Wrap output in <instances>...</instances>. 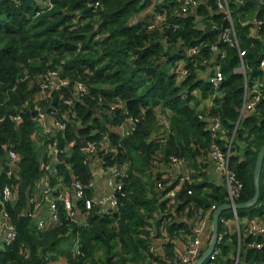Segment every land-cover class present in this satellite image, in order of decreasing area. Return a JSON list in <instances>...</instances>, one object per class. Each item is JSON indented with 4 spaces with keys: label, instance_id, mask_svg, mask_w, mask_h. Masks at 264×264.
I'll list each match as a JSON object with an SVG mask.
<instances>
[{
    "label": "trees",
    "instance_id": "trees-1",
    "mask_svg": "<svg viewBox=\"0 0 264 264\" xmlns=\"http://www.w3.org/2000/svg\"><path fill=\"white\" fill-rule=\"evenodd\" d=\"M202 1L206 6L200 7L199 14L204 25L197 26L191 17L176 18L180 4L175 0L157 6L151 0H53V9L39 15L35 0H0V192L8 185L17 197L13 206L5 207L17 236L0 251V264H46L55 252L63 256L65 264H170L176 258L174 241L179 238V230L188 227L178 225L180 220H190L198 212L206 214L211 207L227 203L224 187L208 181L204 173L207 167L199 161L214 143L225 152L232 140L229 169L242 185L236 203L253 198V169L264 143V98L254 112L240 118L244 79L234 72L239 66L236 47L219 46L225 56L220 63L223 82L217 93L203 77L214 57L209 48L220 42L217 31L206 32L205 28L211 23L220 26L221 18L212 0ZM259 1L258 13L253 4L230 5V10L238 47L246 51L247 80L264 83V69L260 67L264 62V25L257 38L249 34L253 19L264 22V0ZM96 2L100 7L93 12L89 5ZM152 6L166 14L164 28L148 29L153 15L146 14ZM245 22L248 25H243ZM195 46L201 48L199 55L188 58L186 51ZM178 62L188 71L184 79L174 74ZM49 72H58L72 83L81 81L92 95H101L123 108L113 113L112 119H99L97 112L87 110L92 107L96 111L88 98L70 109L59 101L66 96L63 90L42 97L41 86ZM203 103L210 107L202 108ZM156 108L168 120L169 133L163 140ZM71 110L82 124L92 122V129L108 133L113 146L120 144L114 160L113 154L104 159L109 164L129 163L126 177L121 180L125 196L114 215L96 216L92 210L86 213L84 225L67 219L59 203L60 224L38 230L28 216L32 209L28 200L43 175L44 146L49 138L50 144L53 141L49 135L44 139L34 135L36 118L40 113L58 111V119L63 120ZM15 117L20 121H14ZM130 117L140 121L124 139L108 128H116ZM211 117L220 120L223 132L209 131ZM73 129L67 128L66 139H59V148L72 140ZM78 134L90 133L79 130ZM100 138L97 134L90 140ZM8 151L19 156L17 170L10 178L6 174ZM155 159L164 166H171L174 159L181 160L191 170L192 183L184 185L173 204L157 198L160 176L154 173ZM58 171L67 186L75 180L85 186L92 183V160L79 148L74 150L70 168L58 166ZM90 197L92 191L88 190L85 199ZM76 208L85 212L82 202H77ZM237 214L240 238L229 235L219 225L223 236L220 254L204 264H264V248L249 246L258 237L246 234L247 223L264 221V163L256 207ZM162 219L167 220L171 242L163 241L162 251L152 254L150 247L160 237ZM188 237L193 235L184 238ZM76 241L79 254L72 251ZM258 241L264 243V236Z\"/></svg>",
    "mask_w": 264,
    "mask_h": 264
},
{
    "label": "built area",
    "instance_id": "built-area-1",
    "mask_svg": "<svg viewBox=\"0 0 264 264\" xmlns=\"http://www.w3.org/2000/svg\"><path fill=\"white\" fill-rule=\"evenodd\" d=\"M212 1L216 6L217 14L221 18V24L220 26H217L216 24L211 23V25L209 26L213 28V31H217L221 28L222 23L225 20L227 21V23L222 33H220V42L212 45L209 48L214 57L213 64L208 69V72L210 74H208L206 79L211 89L215 93H217L221 87V83L223 82L220 63L225 56V53L219 46L227 45L230 47H236L238 51L239 66L237 69H235L234 72L242 76V78L244 79L243 105L240 111L241 118L245 113L254 112L256 105L260 103L264 98V83L259 79H253L252 81L247 80V69L244 61L246 51L241 50L238 47V41L235 36L234 30V19L232 16V11L230 10V5L240 6L246 4H244L243 0ZM175 2L178 5L180 4L179 13L176 15V18L188 16L193 18L196 23L203 22L199 14V9L200 7L206 6L205 2H203L202 0H175ZM258 2L259 8H256V13L259 12L261 7V3L259 0ZM35 3L38 9L36 15L51 11L53 9V0H35ZM99 7L100 6L98 2L94 3L93 5H89V8L92 9L93 12H95ZM151 15L153 16L152 23L148 27L149 30L152 31L154 30V28H164L166 26L167 17L163 10L152 12ZM243 25H248V23L245 22L243 23ZM263 25L264 22L253 19L252 29L249 32L250 37L254 39L257 38L258 32L261 30ZM171 27H173L174 29L177 28V26L174 25H172ZM200 51V46L192 47L186 51V56L188 58L195 57L199 55ZM260 67L264 69V62H261ZM174 74L178 79H184L185 77H187L188 71L185 69V65L181 63L174 71ZM58 90H63L66 93V96H61L59 100L62 106L70 109L74 108L76 104H81L84 99L88 98L96 111L92 107H86L87 110L93 113L97 112L99 119H102L103 117L112 119V114L115 113L118 109L123 108L119 103L107 102L101 95H92L88 88L81 81L72 83L68 79H62L58 72H49L44 77V82L41 86V96L43 97L48 92L51 93ZM155 110L157 112L156 118L158 121V126L160 127V131L162 132L160 139L163 140L165 135L169 133L168 120L159 113V108H156ZM57 112L58 111H53L50 113V115L40 113L36 118L37 129L34 133V135L39 139L48 138L49 135L51 137V140L53 141V144H50L49 138L48 142L44 146V151L42 153L43 156L41 159V169L43 170V175L39 180L42 197L45 198L49 209L48 223L56 225L60 224L61 214L59 211L60 209L57 207V204L59 203L63 205L64 216L67 219H71L76 224L80 225L84 224L86 213L92 210L95 211L96 216L114 215L118 210V204L120 200H122L125 196V194L123 193L121 180L126 177V173L129 169V163L125 162L123 164H109L104 159V156L113 154L111 160H114L118 154L120 144H116L115 146H113L108 133H99V131L92 129V122L82 124L75 111H67L68 113L66 112L67 114L64 116L63 120L58 119ZM48 120H51V125L48 123ZM14 121L19 122L20 118L15 117ZM139 121L140 119L138 117H130L126 119L124 124L119 125L116 128H108H110L114 132H117L120 138L124 139V137L130 135L131 132L134 131ZM69 126H74L76 128L75 135L82 140L83 148H79L74 135L72 137V140L65 142V145L62 148L58 147V144L60 143L59 139H66L65 132L67 131V128ZM51 127H53L54 131L51 130ZM208 129L211 133L214 134L220 131L223 132L220 120L217 117H211L209 119ZM79 130H88L90 134L81 135V137L78 134ZM97 134L101 135V138L99 140H90L91 137H94ZM234 135L235 131L233 133L232 139ZM75 148H79L82 153H84L88 158H91L92 166L94 167V172L92 170L91 175L93 174L95 176H98L99 183L102 184L103 188L105 189V193L103 195L100 194V192L102 191L100 185H98L97 188L99 190V194H93V182L85 186L80 181L75 180L71 185H69V187L64 183V177L58 171V166L64 167L65 169L70 168V161L72 155L74 154ZM231 148L232 140L226 145L225 152L222 151L218 144L214 143L210 146L209 152L204 157H207V161L212 164L213 171L219 177V180L221 181L220 184L224 187L227 193V203H231L232 205H234L240 195L242 185L235 179L233 173L229 169ZM18 160V154L12 151H8L6 172L8 178L14 176L17 170ZM153 166L154 173H157L160 176V181L158 182L156 191L158 193L157 198L161 202L169 201V204H173L174 198L176 197L177 193L182 190L184 185L186 183H192V179L189 176V173L184 171L185 163H183L181 160L174 159L171 163V166H164L162 164H159L155 159L153 162ZM88 190L92 191V197H90L89 199H85V193ZM71 192L72 196L70 195ZM188 194L190 195L191 192L189 191ZM16 198L17 197L15 190H13L12 188L10 189L8 185L2 188L0 192V251L5 247L11 245L17 236L16 230L14 226L9 223L8 215L5 211V207L7 204L13 206L16 203ZM77 202L83 203L85 212L77 210ZM37 207L38 204H35L34 209H36ZM215 209V207H211V209L206 214H203L202 212H198L196 214L195 218L198 221V225L195 231V237H192L188 241L185 251L176 254V258L170 264H192L200 257V255L202 254V251L200 249L201 241H199L196 236L206 227V225H209L211 229L212 215ZM211 212L212 215L211 218H209ZM34 215L35 211L28 212L31 223L38 230H43L45 223L42 220L36 222L34 220ZM231 220H233L237 225V230L234 235H238V238H240V220L236 210L233 209L222 213L219 218V225H221V228L225 229V231H228L229 233V223ZM166 223L167 220L162 219V224L159 227V232L161 233L163 241L171 242L170 239L168 241ZM246 230V234L250 235L249 237H258L257 240L250 243V248L255 250H263L264 243H261L258 240L259 238L264 236V221L254 219L247 223ZM222 237L223 236L219 233L217 246L212 256L210 257V260H213L220 254L219 244L222 241ZM72 251L73 253L79 254L77 241L73 243ZM154 251H157V249L153 245V248L150 247V252L154 254ZM51 254L54 255L53 253ZM49 262L50 261H48V263ZM234 264L237 263L235 262Z\"/></svg>",
    "mask_w": 264,
    "mask_h": 264
},
{
    "label": "crops",
    "instance_id": "crops-1",
    "mask_svg": "<svg viewBox=\"0 0 264 264\" xmlns=\"http://www.w3.org/2000/svg\"><path fill=\"white\" fill-rule=\"evenodd\" d=\"M167 0H151V3L152 5H163ZM249 4V3H247ZM256 7V6H255ZM156 11V9H153ZM150 11H152V8L150 7ZM151 12H148L146 15H149ZM197 26H203L204 25V22H197L196 23ZM157 25V24H155ZM208 27V26H206ZM181 63L178 62L177 64V67L180 65ZM213 64V60H212V63H211V66ZM207 66L205 67V72L202 73V70H201V73L203 75V77L206 79L207 76H208V71H207ZM209 66L208 69L211 67ZM207 80V79H206ZM209 104V103H208ZM207 105L206 103H203V105H201V107L203 108H206ZM156 111V110H155ZM157 114V112H156ZM162 116H164L166 119V115L164 113H161ZM47 123V121H46ZM48 123L51 125L52 122L51 120H48ZM51 130L54 131L53 127H51ZM200 163L202 164H205L207 169H205L204 173H205V176L207 177L208 181L209 182H212V183H215V184H220L221 181L219 180V183H216L212 178L211 176L213 177L216 176L218 179L219 177L215 174V172L213 171V166L211 163H209L207 161V157H204V158H200ZM199 163V164H200ZM92 170L94 172V167L92 166ZM184 171L185 172H188L190 173L191 170L190 168H188L186 165H185V168H184ZM92 182L94 184V191H93V194L94 195H98L99 194V190L97 189L98 188V185H100V187L102 188V191L100 192L101 195H103L105 193V189L103 188V185L99 183V180H97V182H95L93 179H92ZM69 187V186H68ZM157 196H158V193L156 192ZM70 195L72 196V192L70 193ZM32 202V204H31ZM28 204L32 207L31 209V212H34L35 211V215H34V220L36 222L38 221H43L45 223V226H44V230H48V229H51V228H54L55 226H57L56 224H49L48 221H49V209H48V205H47V202L45 200L44 197H42V194H41V186H40V183L38 181L37 185L35 186L34 188V191H33V194L30 198V200H28ZM35 204H38V207L36 209H34V205ZM176 221H178V219H175V223ZM179 224H186L188 227L187 228H182L179 230V234H178V237L175 241H174V248H175V253L178 254L179 252H184L185 249H186V244L188 243V241L191 239L190 237L188 238H184L185 236H189L190 234L193 235V237H195V231H196V228H197V225H198V221L196 218L192 217L190 220L186 219V218H182L180 220V222L178 223ZM84 225V224H83ZM177 225V223H176ZM244 227L246 224H243ZM229 235L233 236L234 233L236 232L237 230V225L236 223L231 220L230 223H229ZM239 229H240V225H239ZM186 231L188 233H186ZM189 234V235H188ZM199 241H201V251L203 252L206 247H207V244L209 243V240H210V237H211V229H210V226L209 225H206V227L196 236ZM168 241H169V235H168ZM162 244H163V238L161 237V233H160V237L159 238H156L154 239V247L157 249V251H162ZM53 259L49 260L50 262L48 264H65V259L63 258V256L59 253H53ZM52 256V254H51ZM46 263V264H47Z\"/></svg>",
    "mask_w": 264,
    "mask_h": 264
},
{
    "label": "water",
    "instance_id": "water-1",
    "mask_svg": "<svg viewBox=\"0 0 264 264\" xmlns=\"http://www.w3.org/2000/svg\"><path fill=\"white\" fill-rule=\"evenodd\" d=\"M244 4H253L256 6V8H259V2L258 0H243ZM227 21L225 20L222 23V26L220 29L217 30L218 34L222 33L226 26ZM206 32L213 31V28L211 26H208L205 28ZM73 135L76 138V143L79 146V148H83L82 140L78 137H76V129L72 130ZM264 163V143L262 147L259 150V153L256 158V163L253 169V185H254V195L251 200L245 203H235L232 205L231 203H226L223 205H220L215 209L212 215V221H211V237L209 240V243L207 244L206 249L202 252L200 257L192 264H204L208 260H210V257L212 256L214 250L216 249L217 242H218V235H219V218L225 211L229 210H236V211H245L250 210L256 207L259 199H260V179H261V173ZM93 175V174H92ZM98 176L93 175V180L97 182ZM75 202V201H74Z\"/></svg>",
    "mask_w": 264,
    "mask_h": 264
},
{
    "label": "rangeland",
    "instance_id": "rangeland-1",
    "mask_svg": "<svg viewBox=\"0 0 264 264\" xmlns=\"http://www.w3.org/2000/svg\"><path fill=\"white\" fill-rule=\"evenodd\" d=\"M151 8H152L151 13H152V12H154V10H153V6H152ZM142 15H143V14H142ZM144 16H145V15H144ZM42 156H43V155H41V159H42ZM204 165H205V164H204ZM211 178H212L216 183H219V179H218L216 176L213 175V177L211 176Z\"/></svg>",
    "mask_w": 264,
    "mask_h": 264
},
{
    "label": "clouds",
    "instance_id": "clouds-1",
    "mask_svg": "<svg viewBox=\"0 0 264 264\" xmlns=\"http://www.w3.org/2000/svg\"><path fill=\"white\" fill-rule=\"evenodd\" d=\"M155 12V11H154Z\"/></svg>",
    "mask_w": 264,
    "mask_h": 264
}]
</instances>
